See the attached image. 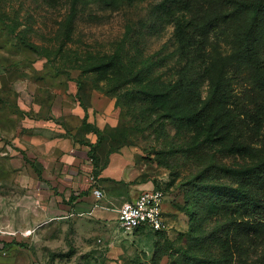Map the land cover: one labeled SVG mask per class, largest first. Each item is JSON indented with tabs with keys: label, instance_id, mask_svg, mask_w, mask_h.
Here are the masks:
<instances>
[{
	"label": "rangeland",
	"instance_id": "obj_1",
	"mask_svg": "<svg viewBox=\"0 0 264 264\" xmlns=\"http://www.w3.org/2000/svg\"><path fill=\"white\" fill-rule=\"evenodd\" d=\"M192 1L203 9L232 6ZM160 2L0 0V175L34 174L32 145L24 135L32 133L38 110L85 108L83 132L101 151L100 163L109 155L122 158L130 193L134 185L161 189L165 222L158 232L144 227L124 233L115 211L108 223L83 219L77 227L22 230L16 211L0 208V264H208L209 257L224 255L222 264H264V240L250 243L236 221L227 224L232 214L209 208L207 192L209 184H234L218 165L248 164L253 154L227 150L230 134L202 142L205 120L161 115L206 97L246 15L235 13L205 33L196 53L194 46L180 49L173 33L179 12H162ZM243 65L234 74V91L257 99L264 91L252 67ZM179 78L182 98H176L178 88L146 96L148 89H168ZM74 123L70 127L78 132ZM245 141L264 146V115L259 133Z\"/></svg>",
	"mask_w": 264,
	"mask_h": 264
},
{
	"label": "trees",
	"instance_id": "obj_2",
	"mask_svg": "<svg viewBox=\"0 0 264 264\" xmlns=\"http://www.w3.org/2000/svg\"><path fill=\"white\" fill-rule=\"evenodd\" d=\"M223 2L232 4L230 11L223 3L219 5V9L212 7L203 9L192 0H161L159 6L162 12L166 14L179 12V15L173 17V33L180 49L188 50L194 46L196 53L199 52L202 36L205 33L214 31L220 23L231 21L235 13L246 15V20L242 24L239 23L234 30L233 52L218 61V68L206 97L198 105L194 101L187 109L179 107L174 110L176 113L168 108L161 115L173 119L205 120L207 124L202 142L211 143L230 134L231 142L225 147L227 150L247 151L253 154L254 158L248 164L218 165L217 168L230 177L234 184H209L207 192L211 198L209 208L219 207L229 211L232 219L227 224L236 221L248 236L250 243L255 244L264 240V146L249 147L245 140L251 139L260 131L264 115V95L256 96L257 99L254 96L240 97L234 91L233 79L239 64L251 66L256 86L264 91V0H223ZM112 59L96 66L105 67ZM229 68L233 69L231 73L228 72ZM180 80L181 78L176 80L168 89L162 91L148 89L145 94L149 97L167 96L178 88L176 98L180 95L182 98ZM185 95L184 99L187 98ZM83 110L81 128L85 130L87 112L85 113V108ZM85 144L89 146L90 156L94 158L91 152L95 149L94 143L85 142ZM140 229L144 227L136 230ZM222 257L224 258L209 257L208 264H222L226 256Z\"/></svg>",
	"mask_w": 264,
	"mask_h": 264
},
{
	"label": "crops",
	"instance_id": "obj_3",
	"mask_svg": "<svg viewBox=\"0 0 264 264\" xmlns=\"http://www.w3.org/2000/svg\"><path fill=\"white\" fill-rule=\"evenodd\" d=\"M38 112L32 120V133L24 135L32 145L34 174L0 175V208L16 211L22 230L55 224L77 227L83 219L108 223L118 209L115 204L125 201L126 196V200L133 199L143 187L134 185L132 192L128 191L122 158L109 155L106 164L100 163L102 154L96 144L91 151L94 158L90 156L85 142L93 140L81 128L84 112ZM70 123L78 132L71 129ZM13 186L16 195L11 194ZM94 189L101 190L103 196L97 198ZM10 204L14 209L8 207Z\"/></svg>",
	"mask_w": 264,
	"mask_h": 264
},
{
	"label": "built area",
	"instance_id": "obj_4",
	"mask_svg": "<svg viewBox=\"0 0 264 264\" xmlns=\"http://www.w3.org/2000/svg\"><path fill=\"white\" fill-rule=\"evenodd\" d=\"M97 198L103 196L99 189L93 190ZM164 194L160 189L140 191L133 199L125 200L117 209L119 228L124 233H132L137 228L146 227L161 230L165 227L163 217Z\"/></svg>",
	"mask_w": 264,
	"mask_h": 264
}]
</instances>
